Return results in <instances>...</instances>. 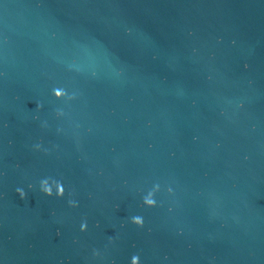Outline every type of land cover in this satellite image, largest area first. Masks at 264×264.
Masks as SVG:
<instances>
[{"label":"water","instance_id":"water-1","mask_svg":"<svg viewBox=\"0 0 264 264\" xmlns=\"http://www.w3.org/2000/svg\"><path fill=\"white\" fill-rule=\"evenodd\" d=\"M134 255L264 264V0H0V264Z\"/></svg>","mask_w":264,"mask_h":264},{"label":"clouds","instance_id":"clouds-1","mask_svg":"<svg viewBox=\"0 0 264 264\" xmlns=\"http://www.w3.org/2000/svg\"><path fill=\"white\" fill-rule=\"evenodd\" d=\"M247 66V65H246ZM52 94L57 97L60 98L62 96H64V92L62 89H53ZM40 104L37 103V109H39ZM57 116L62 115L61 111H57L56 112ZM29 188H32L33 185L29 184L28 185ZM53 188H55V194L56 196L60 197L64 195V188L63 185L59 182V181H55V180H50L49 178H43L39 181V191L42 192L43 194L47 195V196H51L53 194ZM155 190V189H154ZM17 193L19 194V196L21 198H23L25 196V192L22 188H17L16 189ZM168 191H171V188L168 189ZM70 204V206L75 207L76 206V202L74 200H69L68 202ZM143 203L145 205L148 206H153L155 204V201L153 199V193L150 191L144 198H143ZM134 222H138L141 218L138 216H134L131 218ZM86 228V224L85 223H81L80 224V230L84 231ZM131 264H139V258L137 256H133L131 258Z\"/></svg>","mask_w":264,"mask_h":264},{"label":"snow or ice","instance_id":"snow-or-ice-1","mask_svg":"<svg viewBox=\"0 0 264 264\" xmlns=\"http://www.w3.org/2000/svg\"><path fill=\"white\" fill-rule=\"evenodd\" d=\"M245 67H247V66L245 65ZM137 223H138V224L141 223V219H140Z\"/></svg>","mask_w":264,"mask_h":264}]
</instances>
